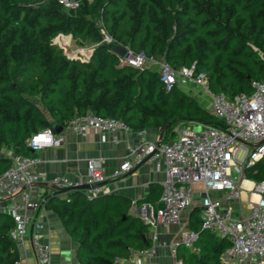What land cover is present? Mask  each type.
I'll use <instances>...</instances> for the list:
<instances>
[{"label": "trees", "instance_id": "1", "mask_svg": "<svg viewBox=\"0 0 264 264\" xmlns=\"http://www.w3.org/2000/svg\"><path fill=\"white\" fill-rule=\"evenodd\" d=\"M68 1L78 7L68 9L58 0H0V176L12 164L1 155L4 149L35 157L29 138L54 125L67 127L77 115L117 119L133 129L165 128V143L175 138L177 126L225 127L185 88L166 92L158 70L122 63L111 51L116 44L165 61L176 71L194 67L205 74L212 93L230 100L251 94L252 82L264 78V0ZM102 29L112 44L103 43ZM59 35H72L80 45L93 42L91 59L67 56L52 42ZM245 177L262 181L264 162L246 169ZM161 193L152 191L138 205L152 203L156 214ZM46 202L55 205L77 244L78 264H126L134 251L153 246L149 225L130 214L133 202L127 197L89 198L76 190ZM14 227L11 216L0 212V264L20 259L10 237ZM190 229L199 234L197 251L179 246L177 259L221 264L231 244L202 230L198 207Z\"/></svg>", "mask_w": 264, "mask_h": 264}, {"label": "built area", "instance_id": "2", "mask_svg": "<svg viewBox=\"0 0 264 264\" xmlns=\"http://www.w3.org/2000/svg\"><path fill=\"white\" fill-rule=\"evenodd\" d=\"M68 9H76L78 3L58 0ZM104 42L112 44V38L101 30ZM118 45V44H116ZM125 48V47H124ZM122 63L137 69L158 68L160 80L166 92L176 86L195 88L211 99V113L224 122V128L194 125L190 128L177 126L176 137L165 143L163 140L149 141L145 132H140L141 144L131 150L134 162L125 161L110 176L102 171V163L88 160V176L85 181L71 182L66 178H54L55 188L80 189L89 186L85 192L89 198L105 194V185L124 178L147 158L158 170H163L165 179L159 198L160 208L155 214L158 224L169 227L180 224L183 214L196 206L201 211L202 230L228 239L231 247L221 256V264H264V179L260 182L247 180L245 170L264 162V78L252 82L253 92L241 94L230 100L224 94L210 91L205 74L196 73L195 68L174 70L167 62L148 58L143 52L136 54L128 48ZM81 59V57H78ZM67 129L74 134L86 136L89 131L110 134L118 142L120 132L130 128L121 120L88 113L73 118ZM64 134H56L52 128L33 134L27 141L35 157L17 156L0 176V200L8 202L7 213L15 222L10 237L18 247L28 242L35 261L27 264H55L52 247L38 237L31 235L33 213L42 209L47 199L32 198L36 186L47 180L45 172L35 170L40 159L37 154L47 148L62 146ZM243 152V159L239 154ZM236 173L237 176L233 174ZM250 187H244V183ZM196 186H202L196 190ZM81 191V190H80ZM257 201L249 203V212L244 216L240 205L242 193ZM224 197H220L221 195ZM70 202V200H67ZM228 203V204H226ZM238 204L235 208L234 204ZM199 234L189 230L182 233L180 241L173 246L175 264H185L177 259V248L184 246L197 251L195 245ZM156 246L135 251L126 264H143L151 260ZM16 264H22L19 260Z\"/></svg>", "mask_w": 264, "mask_h": 264}, {"label": "crops", "instance_id": "3", "mask_svg": "<svg viewBox=\"0 0 264 264\" xmlns=\"http://www.w3.org/2000/svg\"><path fill=\"white\" fill-rule=\"evenodd\" d=\"M93 54L85 59L81 57L79 60L89 61ZM142 131L145 132V138L149 141L160 139L164 141V134L162 137L160 134L161 130L153 128H130L129 131L120 132L118 142H114L113 136L110 134L89 131L86 136H80L64 127L60 134H64L65 143L62 146L44 149L37 154L41 162L35 170L45 172L47 180L36 186V189L32 192V198L37 199L41 196L47 199L55 195V187L51 185V180L54 178H66L71 182L85 181L88 176V160L100 161L102 171L106 176H110L125 161L134 162L131 150L141 144L142 137L139 133ZM1 155L10 159L15 156L12 151L4 152V150ZM164 179L165 173L163 170H158L153 163L148 162L143 166L135 165L134 169L124 178L112 180L105 185V194L129 198L133 202L130 214L139 217L150 227L148 238L156 246V253L151 260H144L143 264H175L172 253L173 246L180 241L182 233L191 230L190 216L196 206L191 207L183 214L180 224L164 227L158 224L154 217L155 213L153 215L149 214V211L154 212L152 203L138 205V203L147 199L152 191L158 190L160 192ZM244 184V187H248L246 183ZM220 197L224 196L221 195ZM242 197L246 198L245 192L242 193ZM61 198L65 199L66 197L62 196ZM257 199L256 196H253L252 201L255 202ZM155 200H157V196L153 197V201ZM46 203L42 209L32 214L31 235L51 245L52 259L55 264H78L76 259L77 244L72 241L54 211L55 205ZM234 206L238 208V204L235 203ZM249 208L248 204L247 212H249ZM7 210L8 202L0 200V212L7 213ZM19 254V260L22 264L35 261L29 242L25 246L19 247Z\"/></svg>", "mask_w": 264, "mask_h": 264}, {"label": "rangeland", "instance_id": "4", "mask_svg": "<svg viewBox=\"0 0 264 264\" xmlns=\"http://www.w3.org/2000/svg\"><path fill=\"white\" fill-rule=\"evenodd\" d=\"M89 2H92L93 0H88ZM101 34L103 35L102 31H100ZM53 44L57 45L60 47L64 53L75 59H79L78 57H82V59H85L86 57L90 56L93 54L95 45L93 42L88 41L85 43V45H80V41L76 40L73 38L72 35H59L58 37L54 38L52 40ZM103 43L104 42L103 39ZM155 70H158L157 67L154 68ZM185 91L190 94L193 97H196L198 99V102L205 107L208 111L211 112L212 106H211V99L204 93L201 92L200 90H197L195 88H191V86H187L185 88ZM10 150L4 149V152H9ZM244 153L241 152L238 156L239 159H243ZM234 176H237L236 173L233 174ZM202 186H196V190L201 189ZM252 196L250 197L249 195H246V198L242 197L240 205L242 207V211L244 216L247 215V206L248 204L252 201ZM154 212L149 211L150 215H153ZM155 217V216H154Z\"/></svg>", "mask_w": 264, "mask_h": 264}, {"label": "water", "instance_id": "5", "mask_svg": "<svg viewBox=\"0 0 264 264\" xmlns=\"http://www.w3.org/2000/svg\"><path fill=\"white\" fill-rule=\"evenodd\" d=\"M111 51L114 53V54H116V55H118L120 58H123L125 55H126V53H127V50L123 47V46H121V45H115V46H113L112 48H111ZM53 130H54V132L56 133V134H60V132H61V130L63 129L61 126H59V125H54L53 126V128H52ZM164 129L165 128H163L161 131H160V134H161V137L163 136V134H164ZM150 158V157H149ZM149 158H147L143 163H141L140 165L141 166H143V165H145V164H147L148 162H149ZM90 187L89 186H84V187H82V188H80V189H70V188H54V190H55V193L56 194H68V193H71V192H73V191H76V190H87V189H89ZM134 207H135V204H134Z\"/></svg>", "mask_w": 264, "mask_h": 264}, {"label": "bare ground", "instance_id": "6", "mask_svg": "<svg viewBox=\"0 0 264 264\" xmlns=\"http://www.w3.org/2000/svg\"><path fill=\"white\" fill-rule=\"evenodd\" d=\"M244 185H245V184H244ZM246 186L250 187L251 185H250V183L246 182Z\"/></svg>", "mask_w": 264, "mask_h": 264}]
</instances>
